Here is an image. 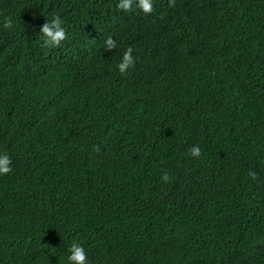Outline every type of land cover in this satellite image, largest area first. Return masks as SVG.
Here are the masks:
<instances>
[{"label":"trees","instance_id":"obj_1","mask_svg":"<svg viewBox=\"0 0 264 264\" xmlns=\"http://www.w3.org/2000/svg\"><path fill=\"white\" fill-rule=\"evenodd\" d=\"M151 2L0 0V264H264V0Z\"/></svg>","mask_w":264,"mask_h":264},{"label":"clouds","instance_id":"obj_2","mask_svg":"<svg viewBox=\"0 0 264 264\" xmlns=\"http://www.w3.org/2000/svg\"><path fill=\"white\" fill-rule=\"evenodd\" d=\"M139 6L144 13H151L153 11V6L151 0H139ZM120 7L127 10L130 7V0H122ZM5 26H11V20L5 21ZM44 37L45 46L58 45L65 37V31L61 27V21L57 18L52 21V24H45L40 30ZM111 43V41H109ZM190 58V56L188 55ZM131 49H129L123 56V61L120 63V71L123 72L128 65L132 63ZM190 155L193 157H199L201 155V149L198 146H193L190 150ZM10 158L7 154L0 153V174L9 173L10 168ZM163 180L167 181L168 176L165 175ZM70 264H87V254L83 246H78L77 244H72L70 247V255L68 257Z\"/></svg>","mask_w":264,"mask_h":264},{"label":"rangeland","instance_id":"obj_3","mask_svg":"<svg viewBox=\"0 0 264 264\" xmlns=\"http://www.w3.org/2000/svg\"><path fill=\"white\" fill-rule=\"evenodd\" d=\"M119 77L117 75L114 74V76L112 78H110V80L108 81V83H110V86L113 88V84L116 80H118Z\"/></svg>","mask_w":264,"mask_h":264}]
</instances>
